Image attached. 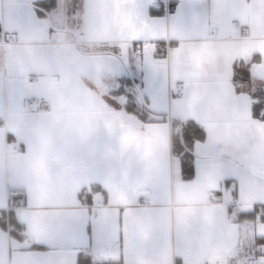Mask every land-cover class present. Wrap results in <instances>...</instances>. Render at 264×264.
I'll return each instance as SVG.
<instances>
[{
	"label": "snow or ice",
	"instance_id": "6c2138e0",
	"mask_svg": "<svg viewBox=\"0 0 264 264\" xmlns=\"http://www.w3.org/2000/svg\"><path fill=\"white\" fill-rule=\"evenodd\" d=\"M205 3L144 0L143 22L152 31L133 35L129 28L117 29L109 0H79L78 5L74 0H0V104L27 109L26 125L39 130L34 137L9 132L3 140L13 154L0 153V264H69V259L71 264H135L129 259L130 242L144 252L150 250L147 241L137 239L139 228L147 227L150 218L129 227L126 205L120 204L111 214L99 209L100 204L108 207L104 184L96 180L80 183L71 202L65 204L58 203L52 190L64 170L55 161L69 166L89 147L75 140L54 139L63 123L78 116L85 90L98 95L100 104L112 113L133 118L145 127L169 124V110L186 106L189 114L177 126L183 127V140L193 150L185 151L180 137L175 138L178 180L190 186L206 172L219 170L221 176L213 189L219 202L214 208L224 215L233 213L223 200L226 195L239 200L246 191L253 196L264 193V78L252 87L256 79L252 66L234 67L233 80L252 87L244 93L233 86V93L237 99L245 98L246 117L253 127L251 131L232 129L222 139H214L218 129L228 127L237 109L229 105L223 114L214 113L210 101L220 89L211 79L191 75L199 71L194 54L214 39L210 33L203 37L193 34L198 26L209 24L202 14ZM53 17L61 21L60 30L72 34L80 63L72 62L67 49L48 43L58 30V25L49 22ZM77 17L80 27L71 23ZM168 26L174 29L171 35ZM89 32L99 36L91 47L85 39ZM31 47L36 48L35 55L30 54ZM256 59L264 65L261 56ZM40 63L56 70L40 72ZM177 71L186 79H176ZM65 73L71 74L70 83L64 81ZM205 113L209 118L202 121L200 115ZM123 135V130L115 133L117 139ZM94 143L97 154L115 151V147L105 149L103 140ZM201 145L206 153L202 165L198 163ZM110 158L117 164L124 162L123 157ZM38 164L45 165L46 171L36 167ZM145 171L133 169L134 182ZM94 183L99 185L96 194L91 191ZM147 194L137 198V206ZM21 209H34L28 222L20 219ZM249 221L264 225V196L253 199L234 223ZM237 255L241 264H264V231L254 226L247 244H239ZM174 264H187L186 257H176Z\"/></svg>",
	"mask_w": 264,
	"mask_h": 264
},
{
	"label": "crops",
	"instance_id": "0c3cea01",
	"mask_svg": "<svg viewBox=\"0 0 264 264\" xmlns=\"http://www.w3.org/2000/svg\"><path fill=\"white\" fill-rule=\"evenodd\" d=\"M7 3V0H5ZM91 2V0H90ZM175 2V0H174ZM79 4V0H74ZM110 15L116 22L117 29L129 28L131 34L150 32L152 28L143 22L142 8L144 0H109ZM7 11V8L4 9ZM202 14L209 20L207 27L200 25L194 30V35L203 37L212 34L214 39L206 41L203 51L195 53L194 63L199 65V71L192 73L194 79L214 81L220 89L218 95L210 101L216 114H223L229 105L237 111L229 121L227 128H220L214 134V139H222L232 129L252 130V125L246 117L245 98L237 99L233 86L244 93L258 86L259 78H264V65L257 61L259 55L264 61V0H206ZM80 17L71 22L80 27ZM50 23L58 25L55 36L48 41L51 46L62 47L72 54V62L80 63L82 57L75 52V43L70 32L60 30L61 21L50 18ZM242 23V28L235 24ZM163 28V26H161ZM245 29V35L242 30ZM171 35L174 29L167 28ZM91 47L98 42L99 36L89 32L85 38ZM30 54H36V48L29 49ZM252 66L254 72L253 86L233 80L235 68L247 69ZM86 63L82 64V69ZM37 70L52 73L56 69L47 63L37 65ZM86 74V73H85ZM66 83L72 80L71 74L65 73ZM176 79H186L184 73L177 71ZM103 91L104 86L96 81ZM82 87V85H77ZM67 107V104L65 105ZM189 114L186 106H173L168 112L169 124H157L145 127L135 122L133 118L112 113L99 102V96L85 90V100L76 118L63 123L54 139L77 141L88 144L85 154L75 159L69 166L62 160L55 161L62 167L63 173L52 190L57 194L58 203L71 202L78 185L89 180H96L108 188L104 194V203L98 207L105 214H111L120 204L129 208L128 217L132 224L139 225L150 218L147 227L139 228L137 239L149 243V251L144 252L130 242L129 259L135 264H174L178 256H185L187 264H223L226 256L236 245L237 227L231 215H224L214 205L219 201L213 196V189L220 179L219 170L208 171L195 184L186 186L178 180L179 160L175 154V138L180 137L185 151L191 152V143L183 140V127L177 126L178 120ZM30 113L27 109L14 110L8 104H0V153L12 155V149L3 143L9 132H16L22 137H34L39 134L35 127H28L26 119ZM207 113L200 119L206 121ZM156 119H159L156 117ZM108 122L106 126L104 122ZM102 127H97V124ZM260 128L261 126H256ZM123 130L124 135L118 139L115 133ZM104 141L105 149L115 147V151L97 154L95 143ZM203 164L206 156L204 146L199 148ZM111 156L123 157L124 162L117 164ZM46 171V166L36 165ZM142 179L134 182L133 169H145ZM221 188L223 185H220ZM98 184H93L91 191L96 194ZM145 195L142 203L137 206L136 200ZM87 192L84 193L85 197ZM264 196H253L246 191L239 200L226 195L223 200L234 210L248 208L253 199ZM110 201V203H109ZM34 209H21L20 219L28 222ZM42 218V217H41ZM33 217V221H35ZM257 231H264V225L249 221ZM35 231V229H33ZM71 257L72 253H67ZM69 264L71 260L69 259Z\"/></svg>",
	"mask_w": 264,
	"mask_h": 264
},
{
	"label": "built area",
	"instance_id": "2783aa9c",
	"mask_svg": "<svg viewBox=\"0 0 264 264\" xmlns=\"http://www.w3.org/2000/svg\"><path fill=\"white\" fill-rule=\"evenodd\" d=\"M235 26L237 28L241 29L242 23L237 22L235 24ZM242 33L245 35V33H246L245 29L242 30ZM239 213L240 212L237 210L233 211V213L231 214V218L233 221H236ZM236 227H237L236 245H235L233 251L226 256V259H225L223 264H241L240 258L237 255V252L239 250V244H247L249 235H250L254 226L252 224H250L249 222H245V223L240 224V225L236 224Z\"/></svg>",
	"mask_w": 264,
	"mask_h": 264
}]
</instances>
